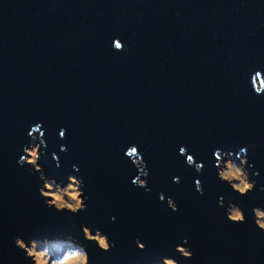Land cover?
Returning a JSON list of instances; mask_svg holds the SVG:
<instances>
[{"label":"water","instance_id":"1","mask_svg":"<svg viewBox=\"0 0 264 264\" xmlns=\"http://www.w3.org/2000/svg\"><path fill=\"white\" fill-rule=\"evenodd\" d=\"M257 70L264 73V0H0V264H28L16 236L71 237L86 245L90 264L165 256L264 264V232L251 214L264 208V94L249 83ZM38 123L44 175L81 179L84 211L46 207L39 174L17 164ZM131 145L150 191L131 183ZM241 147L256 181L243 197L218 179L213 157L220 149L235 158ZM186 155L203 164L200 173ZM220 197L244 211L245 223L227 221ZM82 224L115 246L104 252L85 241ZM184 238L190 260L174 251Z\"/></svg>","mask_w":264,"mask_h":264},{"label":"clouds","instance_id":"2","mask_svg":"<svg viewBox=\"0 0 264 264\" xmlns=\"http://www.w3.org/2000/svg\"><path fill=\"white\" fill-rule=\"evenodd\" d=\"M112 47L115 51L124 50V45L119 39H113ZM262 75H264V73L259 70L254 71L250 75L249 83L255 95L264 94V79H262ZM40 127L41 125L38 123L28 132L31 142L23 147V154L19 156L17 164L21 167L25 165L31 166L32 170L39 174L38 178L42 184L38 191L46 207L52 208L56 212L66 211L73 215L84 211L86 209V197L83 192V183L81 179L73 175H68L66 182L58 183L54 178L44 175L43 169L38 163L40 158L39 149L45 144V141L40 138L44 133L37 132V129ZM59 137L61 139L65 138L64 129L60 130ZM60 150L65 151V146L61 145ZM178 154L185 155L186 148L180 146ZM124 155L138 170L137 176L132 179L131 183L135 187L144 188L146 192L150 191L146 179L149 173L145 162L142 160V153H139L138 146H129ZM246 155V147H241L235 158H233V153L231 151L225 153L217 149L213 152L214 167L216 168L218 179L226 183L234 193L241 197L253 191L256 185V181L251 179L248 174L247 167H251V165H247ZM53 159L55 160L57 157L53 155ZM185 163L189 167H194L197 173H200L203 169L202 163H194V157L192 155H186ZM57 167H59V164H57ZM73 169L78 170L75 165ZM257 174L258 173H253V175ZM141 177H144V179H141ZM173 183H179V178L173 177ZM194 185L195 191L203 195L201 182L195 180ZM158 199L160 202L166 201L167 208L172 212L178 211V207L171 197L165 198L163 193H159ZM217 206L224 208V215L229 223H245L246 216L244 211L237 204L229 202L227 207H225L223 197H220L217 200ZM251 214L255 227L260 232H264V208L253 207L251 209ZM111 219L114 220L115 217H111ZM80 231L85 241L94 243L101 251L108 252L115 246L114 242L109 241L107 234H102L99 229L93 230L82 224L80 226ZM135 244L137 249L141 251L144 250L145 245L141 243L139 239L135 241ZM186 244L187 238H184L181 244L175 246L174 251L185 260H190L193 253L188 247L183 246ZM14 245L24 253V258L28 261V264H90L86 245L71 237L63 241L53 242L47 239L37 238L25 240L21 236H16L14 237ZM159 264H178V261L170 257H161Z\"/></svg>","mask_w":264,"mask_h":264},{"label":"rangeland","instance_id":"3","mask_svg":"<svg viewBox=\"0 0 264 264\" xmlns=\"http://www.w3.org/2000/svg\"><path fill=\"white\" fill-rule=\"evenodd\" d=\"M58 183H60L59 181H58ZM94 234V233H93ZM68 237H54V238H42V239H47V240H49V241H53V242H55V241H63V240H66ZM37 239H39V238H37ZM165 257H169V256H165ZM156 264H159V262H156ZM179 264V263H178Z\"/></svg>","mask_w":264,"mask_h":264},{"label":"flooded vegetation","instance_id":"4","mask_svg":"<svg viewBox=\"0 0 264 264\" xmlns=\"http://www.w3.org/2000/svg\"><path fill=\"white\" fill-rule=\"evenodd\" d=\"M57 181V180H56ZM58 182V181H57Z\"/></svg>","mask_w":264,"mask_h":264}]
</instances>
